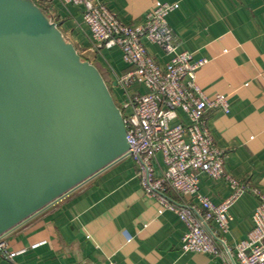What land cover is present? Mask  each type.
<instances>
[{
  "label": "crops",
  "instance_id": "crops-1",
  "mask_svg": "<svg viewBox=\"0 0 264 264\" xmlns=\"http://www.w3.org/2000/svg\"><path fill=\"white\" fill-rule=\"evenodd\" d=\"M49 14L76 50L90 60L123 112L128 95L146 87L118 79L132 70L118 47L94 48L82 8L60 0H33ZM126 24H138L163 2L178 3L166 16L178 51L205 59L196 82L209 98L225 96L229 110L208 113L217 146L226 152L231 175L264 190V0H100ZM163 65L157 45L144 41ZM182 120L184 118L180 116ZM157 169L163 167L157 154ZM199 192L218 204L231 190L221 180L199 175ZM256 198L241 195L229 209L223 235L229 243L252 228ZM186 227L179 216L145 195L138 164L123 156L6 233L15 264H224L209 254L182 251ZM0 264L8 260L0 254Z\"/></svg>",
  "mask_w": 264,
  "mask_h": 264
},
{
  "label": "built area",
  "instance_id": "built-area-1",
  "mask_svg": "<svg viewBox=\"0 0 264 264\" xmlns=\"http://www.w3.org/2000/svg\"><path fill=\"white\" fill-rule=\"evenodd\" d=\"M60 1L82 8L94 48L121 50L123 61L132 70L118 79L119 84L126 86L136 80L147 89L128 95L125 107L130 112L120 108L129 144L125 156L136 159L145 195L184 223L182 251L209 254L224 264H264V190L225 169L226 152L214 141L208 113L228 112V102L222 94L209 98L198 86L196 72L206 60L177 50L166 16L178 3L163 2L142 22L126 24L100 0ZM144 41L157 45L169 56L168 61L159 64ZM157 154L163 161L159 169ZM200 174L224 181L230 194L213 203L199 192ZM244 193L257 201L253 225L246 238L229 243L223 236L231 220L229 209ZM16 253L7 252L5 242L0 241V254L8 264H15Z\"/></svg>",
  "mask_w": 264,
  "mask_h": 264
},
{
  "label": "water",
  "instance_id": "water-1",
  "mask_svg": "<svg viewBox=\"0 0 264 264\" xmlns=\"http://www.w3.org/2000/svg\"><path fill=\"white\" fill-rule=\"evenodd\" d=\"M128 149L97 67L33 0H0V236Z\"/></svg>",
  "mask_w": 264,
  "mask_h": 264
},
{
  "label": "rangeland",
  "instance_id": "rangeland-1",
  "mask_svg": "<svg viewBox=\"0 0 264 264\" xmlns=\"http://www.w3.org/2000/svg\"><path fill=\"white\" fill-rule=\"evenodd\" d=\"M52 21H54L56 24H57V22L55 21V20H52ZM65 37V36H64ZM66 38V37H65ZM67 39V38H66ZM68 41H69V39H67ZM76 49V48H75ZM77 51V50H76ZM78 52V54L82 57V59H84V60H88L89 62H90V60L89 59H87V58H85L84 56H83V52H81V50H78L77 51ZM90 63H96L97 65H98V63L96 62V61H94V62H90ZM94 65V64H93Z\"/></svg>",
  "mask_w": 264,
  "mask_h": 264
},
{
  "label": "trees",
  "instance_id": "trees-1",
  "mask_svg": "<svg viewBox=\"0 0 264 264\" xmlns=\"http://www.w3.org/2000/svg\"><path fill=\"white\" fill-rule=\"evenodd\" d=\"M101 73V72H100Z\"/></svg>",
  "mask_w": 264,
  "mask_h": 264
}]
</instances>
